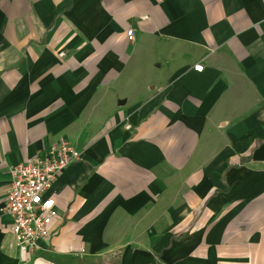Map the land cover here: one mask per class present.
Segmentation results:
<instances>
[{"label":"crops","instance_id":"1","mask_svg":"<svg viewBox=\"0 0 264 264\" xmlns=\"http://www.w3.org/2000/svg\"><path fill=\"white\" fill-rule=\"evenodd\" d=\"M62 140L22 254L11 169ZM0 264H264V0H0Z\"/></svg>","mask_w":264,"mask_h":264},{"label":"built area","instance_id":"2","mask_svg":"<svg viewBox=\"0 0 264 264\" xmlns=\"http://www.w3.org/2000/svg\"><path fill=\"white\" fill-rule=\"evenodd\" d=\"M134 40V31H128ZM202 65L195 70L202 72ZM81 159V153L67 140L51 147L46 156L34 158L11 169V188L1 212L12 219V231L22 254H34L51 233L59 218L56 201L46 194L53 188L62 172Z\"/></svg>","mask_w":264,"mask_h":264}]
</instances>
